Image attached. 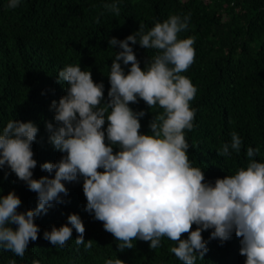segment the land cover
Masks as SVG:
<instances>
[{
	"label": "clouds",
	"instance_id": "9594fccd",
	"mask_svg": "<svg viewBox=\"0 0 264 264\" xmlns=\"http://www.w3.org/2000/svg\"><path fill=\"white\" fill-rule=\"evenodd\" d=\"M18 4L19 0H10L8 7ZM105 8L119 15L116 4ZM188 19L171 15L146 33L141 25L124 40L109 39V45H119L121 51L112 60L108 101L103 107L104 85L94 82L90 71L81 70L80 65L59 71L57 83L64 81L68 87L58 103L51 102L56 126L45 122V127L49 142L65 155L56 163L40 166L49 174L54 172V177L33 178L37 161L32 144L38 127L31 121L7 123L0 134V167L7 165L37 193L38 203L34 210L18 212L22 201L14 191L0 196V247L23 258L29 242L38 239L35 218L63 202L61 194L68 195L64 182H78L82 177L85 210L94 213L104 230L119 241L120 252L132 249L133 240L150 242L149 247L157 249L166 236L177 245L169 249L175 257L183 264H195L208 251L202 232L213 229L209 240L227 241L235 232L245 264H264V163L250 159L246 168L213 184L205 182L204 172L188 159L184 130L194 127L195 110L189 102L197 90L181 73L194 62L195 50L193 38L178 39ZM129 42L157 49L159 54L142 69ZM120 61L130 65L127 74ZM138 98L149 108L158 104L164 109L150 121L151 135L140 133V118L146 113L129 107ZM114 145L118 151L114 152ZM241 145L240 136L233 132L231 144H224L218 155L229 156L230 148L239 153ZM258 151L248 147L247 156L252 158ZM67 220L45 231L44 239L64 247L74 228L79 234L76 244L91 249L94 241L84 240L81 218L70 214ZM185 233L188 236L183 239ZM8 264L17 262L11 259ZM32 264L40 261L33 259ZM105 264L125 261L108 259Z\"/></svg>",
	"mask_w": 264,
	"mask_h": 264
},
{
	"label": "trees",
	"instance_id": "16d2710c",
	"mask_svg": "<svg viewBox=\"0 0 264 264\" xmlns=\"http://www.w3.org/2000/svg\"><path fill=\"white\" fill-rule=\"evenodd\" d=\"M9 3L0 0V134L10 120L31 121L38 127L32 144L37 161L34 179L54 177V172L49 174L40 166L56 163L65 155L49 142L45 127V122L56 126L51 102L58 103L66 95L67 83H57L59 71L68 65L90 71L94 82L104 85L103 107L108 101L112 60L121 51L119 45H109V39L124 40L141 25L146 33L171 15L189 17L188 27L178 33V39H194V62L181 73L197 90L189 102L195 110L194 127L184 130L189 162L204 172L205 182L213 184L217 178L246 168L250 159L264 163V0H19L15 8H9ZM106 4H116L119 15L105 8ZM129 43L142 69L159 54L157 49ZM120 63L127 74L130 65ZM129 107L146 113L140 118V133L151 135L149 123L164 109L158 104L149 108L139 98ZM233 132L242 140L239 153L230 148L229 156L218 155L224 144H231ZM248 147L259 151L249 158ZM113 150L118 151V146ZM64 183L68 195L61 194L62 203H54L46 214L35 218L38 239L29 242L24 257L0 247V264L11 259L17 264H32L33 259L40 264H105L115 258L125 264H183L169 251L177 245L166 236L157 249H151L150 242L133 240L132 249L118 251L119 241L104 230L94 213L85 210L83 178ZM0 190V196L14 191L21 199L18 212L37 206V193L7 165L0 167ZM70 214L81 218L84 240L94 241L91 249L76 244L79 234L74 228L64 247L44 239L45 231L67 224ZM212 231L202 232L208 251L195 264H245L235 232L221 242L209 240Z\"/></svg>",
	"mask_w": 264,
	"mask_h": 264
}]
</instances>
